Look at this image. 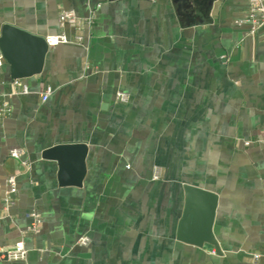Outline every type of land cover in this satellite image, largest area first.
Returning a JSON list of instances; mask_svg holds the SVG:
<instances>
[{
    "label": "crops",
    "instance_id": "1",
    "mask_svg": "<svg viewBox=\"0 0 264 264\" xmlns=\"http://www.w3.org/2000/svg\"><path fill=\"white\" fill-rule=\"evenodd\" d=\"M247 5L0 0V33L11 24L83 36L48 46L42 71L21 77L28 93H13L11 66H0V107L9 108L0 116V247L26 248L24 261L0 264H264V25L249 34L239 22ZM61 10L81 26L61 25ZM78 142L81 184L61 185L58 161L42 153ZM13 147L28 166L9 156ZM68 165L62 179L74 183V157ZM11 174L17 191L5 206ZM186 184L216 195L218 252L204 241L199 205L178 236ZM31 213L37 233L26 229Z\"/></svg>",
    "mask_w": 264,
    "mask_h": 264
},
{
    "label": "water",
    "instance_id": "2",
    "mask_svg": "<svg viewBox=\"0 0 264 264\" xmlns=\"http://www.w3.org/2000/svg\"><path fill=\"white\" fill-rule=\"evenodd\" d=\"M48 45L44 37L30 33L24 29L11 24H4L0 33V52L2 57L8 61L11 66V76L13 78L29 77L42 71L45 54ZM86 152L84 143H60L46 148L42 156L44 158H53L58 161L60 170V184H73L80 186V177L84 171L83 158ZM70 157L75 158V169L78 173V180L74 183H67L64 173L72 169L68 165ZM185 193V208L179 222L178 236L181 235V228L188 221V215L195 218L193 207L199 205L204 211V225L201 231L204 241L211 244L215 251H219L218 244L210 232V225L216 208L217 198L215 193L196 187L193 185H183ZM201 246L200 243H197Z\"/></svg>",
    "mask_w": 264,
    "mask_h": 264
},
{
    "label": "built area",
    "instance_id": "3",
    "mask_svg": "<svg viewBox=\"0 0 264 264\" xmlns=\"http://www.w3.org/2000/svg\"><path fill=\"white\" fill-rule=\"evenodd\" d=\"M247 9L244 17L239 21L240 23H247L249 25V34H254L255 31L262 25H264V0H247ZM58 21L61 25L68 24L75 27L81 26V21L72 10H61L58 14ZM45 42L48 46H54L64 43H82L83 36L81 34H75L73 36H68L64 32H59L56 34H50L44 37ZM3 57L0 54V66L2 65ZM11 87L13 93H28V86L23 82L21 78H13L11 81ZM49 89L42 93L41 98L45 100L49 94ZM117 98L121 101L126 99V94L123 92H117ZM9 112V108L4 103L0 107V116L5 115ZM248 141L244 144L248 145ZM10 157L14 159H19L21 164L28 166V160L23 158V150L19 147L10 148L8 151ZM153 178H158L157 169L154 170ZM7 190L3 196V202L5 206L12 204L13 196L17 191V181L16 176L11 174L7 176L6 179ZM3 217V211L0 209V219ZM31 221L27 225L26 229L28 232L37 233L39 231L40 217L39 214L31 213ZM90 242L87 236H81L77 239V244L81 246H86ZM215 253V250H212ZM261 253H254L253 259H258ZM26 258V248L21 240L15 242L13 245L7 247H0V259L24 261Z\"/></svg>",
    "mask_w": 264,
    "mask_h": 264
}]
</instances>
